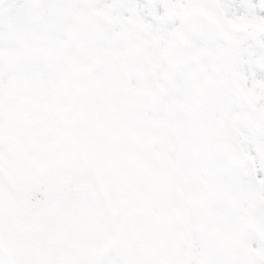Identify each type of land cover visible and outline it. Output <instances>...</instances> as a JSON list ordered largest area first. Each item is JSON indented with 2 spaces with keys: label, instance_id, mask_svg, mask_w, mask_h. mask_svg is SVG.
Here are the masks:
<instances>
[{
  "label": "snow or ice",
  "instance_id": "6c2138e0",
  "mask_svg": "<svg viewBox=\"0 0 264 264\" xmlns=\"http://www.w3.org/2000/svg\"><path fill=\"white\" fill-rule=\"evenodd\" d=\"M0 264H264V0H0Z\"/></svg>",
  "mask_w": 264,
  "mask_h": 264
}]
</instances>
